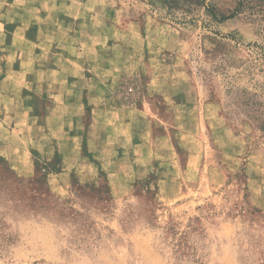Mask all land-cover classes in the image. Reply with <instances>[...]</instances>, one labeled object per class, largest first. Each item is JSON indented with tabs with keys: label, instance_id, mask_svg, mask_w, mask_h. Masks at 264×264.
<instances>
[{
	"label": "rangeland",
	"instance_id": "rangeland-1",
	"mask_svg": "<svg viewBox=\"0 0 264 264\" xmlns=\"http://www.w3.org/2000/svg\"><path fill=\"white\" fill-rule=\"evenodd\" d=\"M236 1L0 0V181L42 198L0 264H264V36L207 12Z\"/></svg>",
	"mask_w": 264,
	"mask_h": 264
},
{
	"label": "trees",
	"instance_id": "trees-1",
	"mask_svg": "<svg viewBox=\"0 0 264 264\" xmlns=\"http://www.w3.org/2000/svg\"><path fill=\"white\" fill-rule=\"evenodd\" d=\"M207 12L210 17L216 21H222L238 14H245L250 21L258 25L260 32L264 36V0H237L235 8L229 15L217 14L214 9ZM260 130H264V123L260 126ZM28 189L23 186V181L17 177H9L4 181H0V251L6 243L11 241V238L1 231L5 226V214L3 213V209L7 206L5 204L17 208L18 201H21V199L25 201L34 199V204L42 199L35 193L31 194ZM35 209H37V207Z\"/></svg>",
	"mask_w": 264,
	"mask_h": 264
},
{
	"label": "crops",
	"instance_id": "crops-1",
	"mask_svg": "<svg viewBox=\"0 0 264 264\" xmlns=\"http://www.w3.org/2000/svg\"><path fill=\"white\" fill-rule=\"evenodd\" d=\"M5 58H6V61H5V65H8V62H9V60H10V54H7V56L5 55ZM3 64H4V59H3ZM7 76H3V78L0 80V92H1V94H0V106H3L2 104V102L4 101V96H3V94L2 93H7L4 89H5V82H6V80H7ZM3 96V97H2ZM8 152H11V148H7L6 149ZM5 157H7V156H9L8 157V159H13V155L12 154H6V155H4Z\"/></svg>",
	"mask_w": 264,
	"mask_h": 264
}]
</instances>
